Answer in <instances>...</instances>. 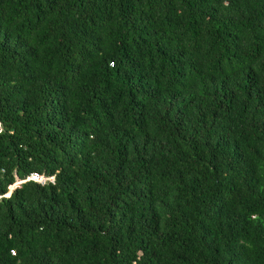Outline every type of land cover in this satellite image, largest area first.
Listing matches in <instances>:
<instances>
[{"label":"trees","instance_id":"1","mask_svg":"<svg viewBox=\"0 0 264 264\" xmlns=\"http://www.w3.org/2000/svg\"><path fill=\"white\" fill-rule=\"evenodd\" d=\"M0 264H264V0H0Z\"/></svg>","mask_w":264,"mask_h":264},{"label":"built area","instance_id":"2","mask_svg":"<svg viewBox=\"0 0 264 264\" xmlns=\"http://www.w3.org/2000/svg\"><path fill=\"white\" fill-rule=\"evenodd\" d=\"M54 180H55L54 176H46V175H41V174H38V173H32L25 180L18 181L15 184V186H18L21 183H24V182H27V181L35 182V183H38L40 185H45V184H48V183H54Z\"/></svg>","mask_w":264,"mask_h":264},{"label":"water","instance_id":"3","mask_svg":"<svg viewBox=\"0 0 264 264\" xmlns=\"http://www.w3.org/2000/svg\"><path fill=\"white\" fill-rule=\"evenodd\" d=\"M14 188H15V187H14ZM14 188H12V189L9 190L8 194L6 195V197H9V196H10V194H11V192L13 191Z\"/></svg>","mask_w":264,"mask_h":264},{"label":"clouds","instance_id":"4","mask_svg":"<svg viewBox=\"0 0 264 264\" xmlns=\"http://www.w3.org/2000/svg\"><path fill=\"white\" fill-rule=\"evenodd\" d=\"M21 181H22V180H21ZM17 182H18V181H17ZM17 182H16V183H17ZM16 183H15V184H16ZM15 184L13 185V188H14V187H15V188L17 187V186H15ZM9 190H10V189H9ZM13 190H14V189H13Z\"/></svg>","mask_w":264,"mask_h":264}]
</instances>
